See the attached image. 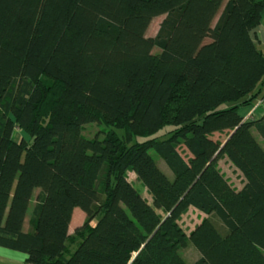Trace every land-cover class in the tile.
<instances>
[{"label": "trees", "instance_id": "16d2710c", "mask_svg": "<svg viewBox=\"0 0 264 264\" xmlns=\"http://www.w3.org/2000/svg\"><path fill=\"white\" fill-rule=\"evenodd\" d=\"M263 11L264 0H0V245L24 264H187V242L200 254L191 264H264V148L253 134L264 141V104L258 120L238 112L264 83L251 37ZM87 123L124 133L85 138ZM16 128L29 140H14ZM189 207L205 217L187 235L178 221ZM74 208L85 219L70 235Z\"/></svg>", "mask_w": 264, "mask_h": 264}, {"label": "rangeland", "instance_id": "374dc122", "mask_svg": "<svg viewBox=\"0 0 264 264\" xmlns=\"http://www.w3.org/2000/svg\"><path fill=\"white\" fill-rule=\"evenodd\" d=\"M165 17V15H160L157 16L155 18H153V20L151 21V23L149 24L147 31H146V35L147 36H154L159 28V24L162 21V19ZM208 41V40H207ZM153 53H159L160 49L158 47H154L152 50ZM110 128H112L115 133L118 136H122L124 131L122 129L119 128H115V127H108L107 125L103 124V123H87L82 127L81 133L85 138H93L95 136H98L99 138H102V136L104 135V132H107L110 130ZM173 127L172 126H166L164 127L161 131H159L156 136L162 138L166 136V133L170 130H172ZM226 132H222V133H214L212 135V137L214 139H218L220 141H224L225 137H226ZM21 137H25L27 140H29V136L22 132L19 129H15L14 133H13V138L14 140L18 141ZM141 141L143 140L142 137L140 136H135L133 137L132 141ZM261 143L264 146V141ZM178 150L180 151V153L187 158L189 156V152L184 148V146L180 145L178 147ZM151 153V155L153 156V158L156 161V164L159 166V168L163 169L164 171H168L169 168L167 167V165L165 164L164 160L162 158H160L153 150L149 151ZM218 166L221 169V171L227 176V178L229 179L230 183L235 187V188H241L244 184V178L241 175V173H239L235 167L225 158H220L218 160ZM169 172V171H168ZM171 172V171H170ZM167 173V172H166ZM170 176H168L170 179L173 178V174L172 172L169 173ZM127 177L128 179L135 185V187L138 189L139 192H141V194L143 195V197L150 203L152 204V196L151 194H149L145 188L143 187V185L136 179V176L133 174V172L128 171L127 172ZM36 194V193H35ZM35 194L33 195V198L31 200L30 203V208L28 210V214L31 213L32 211V207L34 205V201H35ZM78 209V208H76ZM80 210V209H79ZM158 213L161 216H164L165 213V209H159L157 210ZM205 217L204 213H201L200 211L189 207L188 210L181 216V218L179 219V224L182 227V229L184 230V232L188 235L189 232L200 222V220ZM75 220H76V216H75ZM215 220L217 221V223L219 224V221L217 218H215ZM83 222H81V224L75 225L72 224L69 228V234L72 235L74 233V229L80 225H82ZM68 245L70 247H72V250L75 248L74 245H71V243H68ZM179 252L180 254L184 257V259L186 260L187 264H191L192 262H194L195 260H197L200 256L199 252L197 251V249L193 246L192 243L187 242V244L181 248H179Z\"/></svg>", "mask_w": 264, "mask_h": 264}, {"label": "crops", "instance_id": "0c3cea01", "mask_svg": "<svg viewBox=\"0 0 264 264\" xmlns=\"http://www.w3.org/2000/svg\"><path fill=\"white\" fill-rule=\"evenodd\" d=\"M223 6H224V4H223ZM223 6L220 8V10H219L217 16L215 17L213 23L216 21L219 13L222 11ZM251 37H252L253 42H254L255 46L257 47V49L264 51V11L262 13V17H261V21H260L259 25H257L251 31ZM263 88H264V83H260L257 86V90L259 89L260 93L263 90ZM258 96H257V98H258ZM256 99L253 102H251V104H249V105L239 106L238 112L242 116L243 120L254 121V120H258L262 117V114H263L262 107L254 108V103H255ZM250 113H251V116L247 119L246 116H248ZM215 133H220V132H215ZM253 134L255 135V137L259 141V143L263 146V144L261 143V141L263 142L261 136L255 130H253ZM263 148H264V146H263ZM168 171H165V172H167V175L170 176L169 173H171V172H170V170H168ZM238 189H240V188H238ZM38 191H39V189H35V193H37ZM29 208H30V205H29ZM192 208H194V207H192ZM75 216H76V220H75ZM30 217H31V213L30 214L26 213L24 223L22 226V229L25 232H27L31 229ZM84 219H85V213L81 209L79 210V208L78 209L74 208L69 228L72 224H75V225L81 224V222H83ZM25 258H26V254L24 252L14 250V249L0 245V264H24Z\"/></svg>", "mask_w": 264, "mask_h": 264}, {"label": "built area", "instance_id": "2783aa9c", "mask_svg": "<svg viewBox=\"0 0 264 264\" xmlns=\"http://www.w3.org/2000/svg\"><path fill=\"white\" fill-rule=\"evenodd\" d=\"M263 104H264V88L259 94L258 98L256 99L254 103V108L262 107ZM250 116H251V113L248 116H246V118L248 119Z\"/></svg>", "mask_w": 264, "mask_h": 264}, {"label": "water", "instance_id": "95a60500", "mask_svg": "<svg viewBox=\"0 0 264 264\" xmlns=\"http://www.w3.org/2000/svg\"><path fill=\"white\" fill-rule=\"evenodd\" d=\"M222 146H223V144L220 147H222Z\"/></svg>", "mask_w": 264, "mask_h": 264}]
</instances>
